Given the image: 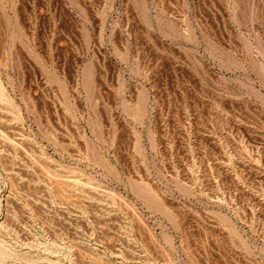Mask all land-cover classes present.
<instances>
[{
	"label": "rangeland",
	"instance_id": "rangeland-1",
	"mask_svg": "<svg viewBox=\"0 0 264 264\" xmlns=\"http://www.w3.org/2000/svg\"><path fill=\"white\" fill-rule=\"evenodd\" d=\"M0 243L264 264V0H0Z\"/></svg>",
	"mask_w": 264,
	"mask_h": 264
},
{
	"label": "bare ground",
	"instance_id": "bare-ground-1",
	"mask_svg": "<svg viewBox=\"0 0 264 264\" xmlns=\"http://www.w3.org/2000/svg\"><path fill=\"white\" fill-rule=\"evenodd\" d=\"M71 182H73V181H71ZM71 182H70V183H71ZM73 183H75V182H73ZM0 244H1V243H0ZM1 245H2V244H1ZM1 248H3V249H2L3 251L1 252V250H0V252H1V254H0V258H1V256H3V255H4V249H5V248H4V246H2ZM5 250H6V249H5ZM7 252H8V251H7ZM2 253H3V254H2ZM7 254H8V253H7ZM7 254H6V255H7ZM4 258H5V256L2 258L3 260H2V259H0V260H1V261H0V263H2V261H4V260H5Z\"/></svg>",
	"mask_w": 264,
	"mask_h": 264
}]
</instances>
